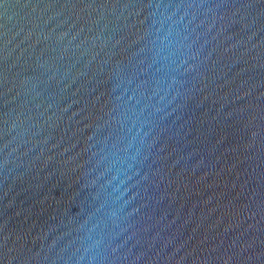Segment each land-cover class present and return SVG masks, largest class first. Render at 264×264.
Here are the masks:
<instances>
[{
    "label": "water",
    "instance_id": "95a60500",
    "mask_svg": "<svg viewBox=\"0 0 264 264\" xmlns=\"http://www.w3.org/2000/svg\"><path fill=\"white\" fill-rule=\"evenodd\" d=\"M0 264H264V0H0Z\"/></svg>",
    "mask_w": 264,
    "mask_h": 264
}]
</instances>
